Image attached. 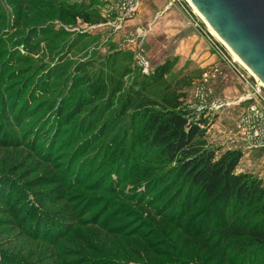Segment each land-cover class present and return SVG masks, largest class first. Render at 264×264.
I'll return each mask as SVG.
<instances>
[{"label": "rangeland", "instance_id": "374dc122", "mask_svg": "<svg viewBox=\"0 0 264 264\" xmlns=\"http://www.w3.org/2000/svg\"><path fill=\"white\" fill-rule=\"evenodd\" d=\"M121 3L0 0V264H231L218 240H202L214 223L204 204L162 217L149 183L129 177L137 160L145 165L131 145L138 101L183 93L182 107L192 111L187 94L202 72L170 53L156 56L155 43H144L147 29L138 36L141 26L122 17ZM180 4L213 49L248 72ZM94 84L104 86L96 96ZM204 117L207 144L225 151L209 142L215 114ZM245 141L263 155L240 159L236 172L264 186V146ZM114 146L122 156L108 163L103 155ZM226 150L243 157L241 148Z\"/></svg>", "mask_w": 264, "mask_h": 264}, {"label": "trees", "instance_id": "16d2710c", "mask_svg": "<svg viewBox=\"0 0 264 264\" xmlns=\"http://www.w3.org/2000/svg\"><path fill=\"white\" fill-rule=\"evenodd\" d=\"M168 68L166 61L156 72L161 76ZM92 87L90 92L95 96L104 89L98 84ZM183 96L176 93L161 101H138L132 117L136 134L131 145L133 150H139L135 155L145 165H137L140 159L137 160L129 177L149 183L154 192L150 199L163 203L162 217L172 216L167 213L178 208L191 210L204 204L214 223L203 231L202 240L207 236L218 240V249L227 251L231 264L236 260L242 264H264V186L258 177L236 172L241 150L221 151L220 147L207 144L209 122L202 115L195 118L193 110L183 108ZM133 102L128 101L127 105H134ZM90 120L87 117L83 122ZM122 153L114 146L103 158L116 163Z\"/></svg>", "mask_w": 264, "mask_h": 264}, {"label": "crops", "instance_id": "0c3cea01", "mask_svg": "<svg viewBox=\"0 0 264 264\" xmlns=\"http://www.w3.org/2000/svg\"><path fill=\"white\" fill-rule=\"evenodd\" d=\"M185 11L180 0H138V9L128 23L147 29L144 43H155L154 49L150 50L156 52V56L161 54L166 57L170 53L173 59L178 60V64L187 63L190 68L199 69L200 72L211 65L219 68L221 75L212 80L205 90L207 103L222 105L213 113L215 119L207 129L209 142L221 146L223 150L243 149L240 162L248 161L249 154L261 159L260 155L263 154L251 148L249 142L246 143V139L236 129V123L246 107L241 99L247 93V88L234 74L229 62L213 49L209 39ZM195 85L193 83L190 93L187 94L188 101L193 103L192 107L196 103ZM245 170L253 169L248 167L243 171Z\"/></svg>", "mask_w": 264, "mask_h": 264}, {"label": "water", "instance_id": "95a60500", "mask_svg": "<svg viewBox=\"0 0 264 264\" xmlns=\"http://www.w3.org/2000/svg\"><path fill=\"white\" fill-rule=\"evenodd\" d=\"M264 84V0H189Z\"/></svg>", "mask_w": 264, "mask_h": 264}, {"label": "built area", "instance_id": "2783aa9c", "mask_svg": "<svg viewBox=\"0 0 264 264\" xmlns=\"http://www.w3.org/2000/svg\"><path fill=\"white\" fill-rule=\"evenodd\" d=\"M121 1L122 17L126 19L133 17L138 9L137 0ZM145 32L146 30L143 27H139L136 30L137 35L140 37L144 36ZM137 55L142 58V63L146 67L148 65L147 59L140 52H137ZM230 67L240 82L247 88V93L241 101H248V104L238 120L237 128L252 145L255 147L264 146V87L249 72H245L234 65ZM219 75H221L219 68L217 66H210L204 69L199 83L194 86L196 103L193 107V113L195 118L201 115L204 117L213 114L216 109L222 106L218 103H207L205 100V90H207L210 82Z\"/></svg>", "mask_w": 264, "mask_h": 264}, {"label": "bare ground", "instance_id": "6f19581e", "mask_svg": "<svg viewBox=\"0 0 264 264\" xmlns=\"http://www.w3.org/2000/svg\"><path fill=\"white\" fill-rule=\"evenodd\" d=\"M188 5L195 11L196 15L200 17V19L204 22V24L206 25L208 31H210V33L216 38L218 39L224 46L225 48H227L230 51V54L232 55L233 59L240 63L241 65H243V67H245V69H247V71L253 75V73L247 68V66H245V64L242 63V61L238 58V56L236 54H234V52L223 42V40L218 36V34L209 26V24L206 22V20L199 14V12L192 6V4L189 2V0H185ZM257 81L259 82V84L261 86L264 87V84L255 76L253 75Z\"/></svg>", "mask_w": 264, "mask_h": 264}]
</instances>
